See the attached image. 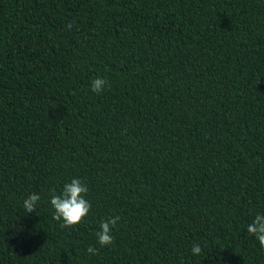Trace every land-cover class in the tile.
<instances>
[{"label": "trees", "instance_id": "trees-1", "mask_svg": "<svg viewBox=\"0 0 264 264\" xmlns=\"http://www.w3.org/2000/svg\"><path fill=\"white\" fill-rule=\"evenodd\" d=\"M257 214L264 0H0V264H264Z\"/></svg>", "mask_w": 264, "mask_h": 264}, {"label": "clouds", "instance_id": "clouds-1", "mask_svg": "<svg viewBox=\"0 0 264 264\" xmlns=\"http://www.w3.org/2000/svg\"><path fill=\"white\" fill-rule=\"evenodd\" d=\"M67 27L71 28V25L69 24ZM106 85L110 87L106 79L96 77L91 81V90L100 94ZM87 191V186L79 178H73L70 182L65 183L60 194H56L52 190L50 196V204L54 209L52 219L62 221L61 227H72L82 223L91 209L90 202L85 198ZM40 200L39 194H29L23 201L24 210L27 213L36 214L37 204ZM119 219V216H114L100 222L99 230L96 232L97 242L100 246L113 243L112 230L116 227ZM247 231L256 237L261 247H264V215L257 214L247 226ZM191 251L193 255H199L202 249L198 244H194ZM87 252L95 255L98 250L89 245Z\"/></svg>", "mask_w": 264, "mask_h": 264}]
</instances>
